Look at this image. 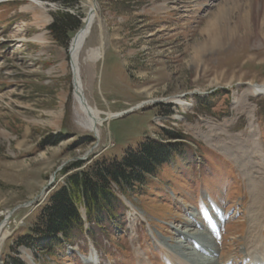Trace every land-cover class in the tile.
<instances>
[{
  "label": "rangeland",
  "instance_id": "obj_1",
  "mask_svg": "<svg viewBox=\"0 0 264 264\" xmlns=\"http://www.w3.org/2000/svg\"><path fill=\"white\" fill-rule=\"evenodd\" d=\"M96 1L81 79L92 104L121 112L105 118L101 138L73 115L71 41L91 1L69 8L0 0V223L12 211L0 264H179L183 257L171 244L190 226L205 230L210 223L219 228L207 237L219 240L225 263L247 264L248 178L260 170L248 171L230 146L248 147L264 164V95L249 91V84H264V0ZM60 11L82 16L67 39L49 30ZM93 48H101L100 59L86 61ZM174 94L184 96L186 109L165 100ZM145 100L154 102L136 106ZM167 132L182 137L170 139ZM148 138L176 141L179 150L146 185L126 194L111 185L119 199L109 211L114 221L107 215L87 222L71 243L52 252L19 244L77 169L119 157ZM76 162L81 167L74 168ZM80 210L86 219L85 207ZM93 250L96 260L88 263Z\"/></svg>",
  "mask_w": 264,
  "mask_h": 264
},
{
  "label": "trees",
  "instance_id": "obj_2",
  "mask_svg": "<svg viewBox=\"0 0 264 264\" xmlns=\"http://www.w3.org/2000/svg\"><path fill=\"white\" fill-rule=\"evenodd\" d=\"M46 1L58 2L69 8L78 4V0ZM81 19L82 16L67 11L57 12L49 30L57 39H67L70 32L81 27ZM166 136L170 139L182 137L172 132H167ZM178 150L176 141L168 143L148 138L137 149L126 150L119 157H104L87 169H77L67 178V183L51 196L38 222L19 244L28 243L52 252L56 245L71 243L74 235L82 232L87 222H101L107 215L111 222L114 221L109 211L118 197L111 185L118 186L125 194L134 191L138 185H146L148 177L155 176ZM81 165L82 162H76L73 167ZM81 206L86 209V219L82 216Z\"/></svg>",
  "mask_w": 264,
  "mask_h": 264
},
{
  "label": "bare ground",
  "instance_id": "obj_3",
  "mask_svg": "<svg viewBox=\"0 0 264 264\" xmlns=\"http://www.w3.org/2000/svg\"><path fill=\"white\" fill-rule=\"evenodd\" d=\"M90 1H91V6L89 8L90 10L88 11L86 17L83 20L84 21L83 22L84 24L82 26L83 31L80 34L78 33L76 35L77 38L74 41L72 40L71 48H70L69 58L71 59V70L74 73L75 85L76 84L78 85V87L81 89V93L84 96V101H82L80 96L81 94L78 92V90H74L73 101L75 104H74L73 115L75 116L76 123L79 127L88 131L90 130L94 132L98 138H101L103 124L106 121L105 118L107 116L109 117V119L117 118V116H119L118 114H120L121 112H117V113L104 112V110L103 111L100 110L97 106L92 104L91 101H89V99H87L86 97L85 87L83 85L81 79V73H80V56L83 51L86 38L88 37L91 31L90 29L92 28L95 18L97 17L96 13L98 8L96 0H90ZM101 55H102L101 48H93L90 50L88 49L85 59L86 61L87 60L97 61L100 59ZM249 91L250 93H254L256 95H260V94L264 95V84H259V85L249 84ZM165 100L173 103L175 102L178 106H181L185 109L189 105L186 99H184V96L181 94H174L171 97L165 98ZM153 102L154 100H145V102H142L136 106L143 107L146 104ZM61 114H62V110H60V112L56 115V117H60ZM176 117L178 116H175V118ZM250 137L251 135H249V139ZM207 142L213 148L221 149V150L223 149L222 144L219 141L218 143L217 141H207ZM222 143L225 144V142L223 141ZM251 143H252L251 145L252 148H255L254 151L256 152L258 149L257 146L258 143H256V140H253ZM233 145L230 147L234 149L237 158L242 159V162L248 171L249 169L251 170L252 167L255 165H257L256 167L259 168L260 170L257 171V174L259 176L256 179H253L251 181L248 178L252 186L251 195L253 197L251 203L252 204L251 209L249 210L253 212V214L251 213L253 217L251 216L252 218L251 219L249 218V224H248L249 227L243 240L245 241L244 250H245V254H247L248 264H264V239H262V236L264 235V225H263L264 223V164L262 162V159H259L258 157L249 153L248 147L245 149L240 146L241 144L240 145L233 144ZM253 159L255 160V162ZM11 213L12 211H8L5 220H3L0 223V245L7 238V235L9 234L7 223L9 219L8 217L11 215ZM190 227H191L190 229L182 231L181 234H182V238L184 239L181 240L178 239L177 243H173V244L170 243L171 249L174 252H176L178 255L181 254V256L183 257V259L181 258L179 262L177 261V263L225 264L226 259L224 260V258L222 257H220L219 259H214L211 255L204 254L207 247H210L209 253L212 255H214L213 252L216 250L215 241H213L212 238L209 237L207 240L204 239L208 236L209 233H211L210 232L211 229H207V226L205 230H202L203 228H196L193 226ZM193 237L202 240V242L196 244L197 246L195 245L196 247L191 244L192 243L191 240ZM202 245L203 248L201 249L200 247ZM94 250L91 253V257L86 258L88 263L91 262L93 263L96 260V256H95L96 254ZM22 252H23V257L26 260L33 262L32 260L33 255L30 251H28L26 248H22ZM226 264H230V263H226Z\"/></svg>",
  "mask_w": 264,
  "mask_h": 264
},
{
  "label": "water",
  "instance_id": "obj_4",
  "mask_svg": "<svg viewBox=\"0 0 264 264\" xmlns=\"http://www.w3.org/2000/svg\"><path fill=\"white\" fill-rule=\"evenodd\" d=\"M82 31H83V29H82V27H81V28L79 29L78 33L80 34ZM78 33H77V34H78ZM77 34H76V35H77ZM76 35L73 37V39H72L73 41L77 38ZM71 43H72V41H71ZM73 85H74V90H78V92L81 94L80 96H81L82 101H84V96H83V94L81 93V89L78 87L77 84L75 85V79H74ZM132 110H133V108H132L130 111H127V112H132ZM127 112H125V113H127ZM121 115H122V114H121ZM50 184H51V182L48 183V185H50ZM48 185L46 186L45 190L47 189ZM43 193H44V192H43ZM31 203H32V201L27 202L26 205L31 204Z\"/></svg>",
  "mask_w": 264,
  "mask_h": 264
}]
</instances>
